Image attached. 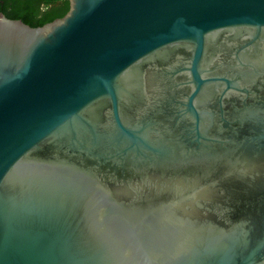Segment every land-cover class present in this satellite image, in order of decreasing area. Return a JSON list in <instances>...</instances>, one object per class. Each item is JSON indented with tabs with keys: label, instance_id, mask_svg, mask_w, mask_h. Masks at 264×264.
<instances>
[{
	"label": "water",
	"instance_id": "1",
	"mask_svg": "<svg viewBox=\"0 0 264 264\" xmlns=\"http://www.w3.org/2000/svg\"><path fill=\"white\" fill-rule=\"evenodd\" d=\"M0 13V264H264V0Z\"/></svg>",
	"mask_w": 264,
	"mask_h": 264
},
{
	"label": "trees",
	"instance_id": "2",
	"mask_svg": "<svg viewBox=\"0 0 264 264\" xmlns=\"http://www.w3.org/2000/svg\"><path fill=\"white\" fill-rule=\"evenodd\" d=\"M38 6H42L43 10ZM69 9L68 0H0V13L34 28L63 18Z\"/></svg>",
	"mask_w": 264,
	"mask_h": 264
},
{
	"label": "flooded vegetation",
	"instance_id": "3",
	"mask_svg": "<svg viewBox=\"0 0 264 264\" xmlns=\"http://www.w3.org/2000/svg\"><path fill=\"white\" fill-rule=\"evenodd\" d=\"M34 3H35V2H34ZM35 4H36V3H35ZM38 7L40 8V10H43V7H42V6H41V7H40V6H38ZM35 8H36V6H35Z\"/></svg>",
	"mask_w": 264,
	"mask_h": 264
}]
</instances>
